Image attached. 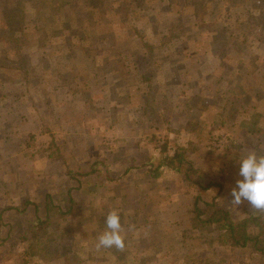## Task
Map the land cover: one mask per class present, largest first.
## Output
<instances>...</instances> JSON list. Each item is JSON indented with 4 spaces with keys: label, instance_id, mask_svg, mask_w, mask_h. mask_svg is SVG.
I'll use <instances>...</instances> for the list:
<instances>
[{
    "label": "rangeland",
    "instance_id": "1",
    "mask_svg": "<svg viewBox=\"0 0 264 264\" xmlns=\"http://www.w3.org/2000/svg\"><path fill=\"white\" fill-rule=\"evenodd\" d=\"M165 143L188 163L153 177ZM250 151L264 0H0V264H264V212L229 203Z\"/></svg>",
    "mask_w": 264,
    "mask_h": 264
},
{
    "label": "clouds",
    "instance_id": "2",
    "mask_svg": "<svg viewBox=\"0 0 264 264\" xmlns=\"http://www.w3.org/2000/svg\"><path fill=\"white\" fill-rule=\"evenodd\" d=\"M238 176L235 186L230 190L229 203L236 208L247 204L256 212H264V155H257L250 151L246 156L239 158ZM106 230L98 237L97 249L115 247L123 250L124 242L121 235L122 226L119 214L110 212L106 219Z\"/></svg>",
    "mask_w": 264,
    "mask_h": 264
},
{
    "label": "trees",
    "instance_id": "3",
    "mask_svg": "<svg viewBox=\"0 0 264 264\" xmlns=\"http://www.w3.org/2000/svg\"><path fill=\"white\" fill-rule=\"evenodd\" d=\"M144 49H146L149 53L152 51V45L150 43H144L141 45ZM212 141V140H211ZM161 156L157 161L156 166L152 169L153 165L151 167L149 166L150 171L152 172L153 177H159L162 170L167 168L171 171L178 172L182 165L187 164L184 152L176 149L173 151V154H169L166 151V143L161 146ZM206 188L209 187L207 184L205 186ZM26 203V202H25ZM55 208L57 213L60 215H64L65 213L57 206L52 203L51 200H49L46 203V210L49 211L51 209ZM205 213V211L198 210V213ZM196 215L195 217H197ZM45 221H42L40 219L36 220V226L42 225ZM200 222L202 223H219L225 231L229 233V239L231 240L232 244L236 246H244L248 241H250L252 238L248 236L245 232V227H242V230L238 231L239 224H234L232 220H230L229 212L228 210L224 208H217L211 213H209L205 218L200 219ZM37 232V231H36ZM37 234V233H36Z\"/></svg>",
    "mask_w": 264,
    "mask_h": 264
},
{
    "label": "crops",
    "instance_id": "4",
    "mask_svg": "<svg viewBox=\"0 0 264 264\" xmlns=\"http://www.w3.org/2000/svg\"><path fill=\"white\" fill-rule=\"evenodd\" d=\"M181 47H182V46H181ZM215 74H216V76H219V77H220V75H221V74H220V71L215 72ZM164 170H169V169L165 168ZM169 171H171V170H169ZM151 176H152V175H151ZM204 188L207 189L208 187H207V188L204 187ZM203 197L205 198V195H203ZM216 200L219 201V203L221 204V202H220V198H219V197L216 198ZM24 202H26V201H24ZM26 203H27V202H26ZM52 203H53L54 205H56L54 202H52ZM57 206H58V205H57ZM58 207H59V206H58ZM218 208H223V207H218ZM245 208H247V207H245ZM215 209H217V208H215ZM215 209H214V210H215ZM227 209H228V208H227ZM229 209H231V211L233 210V208H230V207H229ZM214 210H213V211H214ZM202 211H205V210H202Z\"/></svg>",
    "mask_w": 264,
    "mask_h": 264
},
{
    "label": "built area",
    "instance_id": "5",
    "mask_svg": "<svg viewBox=\"0 0 264 264\" xmlns=\"http://www.w3.org/2000/svg\"><path fill=\"white\" fill-rule=\"evenodd\" d=\"M221 143H222L221 139H218V138H213L212 139V146L215 147V148L218 147Z\"/></svg>",
    "mask_w": 264,
    "mask_h": 264
}]
</instances>
